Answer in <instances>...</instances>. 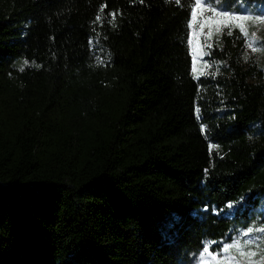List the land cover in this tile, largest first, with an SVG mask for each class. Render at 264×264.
Here are the masks:
<instances>
[{"label": "trees", "instance_id": "trees-1", "mask_svg": "<svg viewBox=\"0 0 264 264\" xmlns=\"http://www.w3.org/2000/svg\"><path fill=\"white\" fill-rule=\"evenodd\" d=\"M193 6L0 0V264H189L262 219L264 79L237 29L193 76Z\"/></svg>", "mask_w": 264, "mask_h": 264}, {"label": "rangeland", "instance_id": "rangeland-1", "mask_svg": "<svg viewBox=\"0 0 264 264\" xmlns=\"http://www.w3.org/2000/svg\"><path fill=\"white\" fill-rule=\"evenodd\" d=\"M201 3L204 11L196 8ZM196 12L198 13L196 19ZM219 13L220 18L213 17ZM241 17L240 20H224V14ZM208 18V19H207ZM195 22V23H194ZM188 49L191 59L193 76L209 74L216 70L218 63L209 57L212 47L211 40L217 44L220 35H229L237 29L242 38V59L240 64L253 71L260 70V77L253 73L250 80L263 82L264 79V4L253 5L238 11H227L209 6L205 0H194V6L189 18ZM258 78V79H257ZM264 110V108L262 109ZM257 209V208H256ZM255 209V210H256ZM262 214L261 220H255L243 228L235 229L228 239L221 240L217 254L195 252L189 258V264H264V195L260 198L258 207ZM255 212V211H254ZM253 212V213H254ZM251 229V231H249ZM239 241L244 247L240 251L235 248L224 252L225 246ZM255 253L249 257L248 253ZM216 257V259H213Z\"/></svg>", "mask_w": 264, "mask_h": 264}, {"label": "snow or ice", "instance_id": "snow-or-ice-1", "mask_svg": "<svg viewBox=\"0 0 264 264\" xmlns=\"http://www.w3.org/2000/svg\"><path fill=\"white\" fill-rule=\"evenodd\" d=\"M217 2H218V0H217ZM196 8H197V9H200L201 14H202L204 11H212L211 8L204 9V8L202 7L201 3L196 4ZM197 15H198V13L196 12V19H197ZM213 18H214V19H216V18H220V17H219V13H216V15H215ZM207 19H208V18H207ZM223 19H224V20H240L241 17L226 13V14H224V16H223ZM194 23H195V22H194ZM26 63H27V61H25V64H26ZM23 70H24V68H23V66H21V71H23ZM250 138H251V137H250ZM249 231H251V229H249ZM242 247H244V246H242V245L240 244L239 241H236V242L233 243V244H229V245L225 246V248H224V252L227 253V252L229 251V249H231V248H235L237 251H240ZM204 253H206V254L208 253V247H207V246L204 248ZM254 255H255V253H252V252H249V253H248V256H249V257L254 256ZM213 259H216V257H213Z\"/></svg>", "mask_w": 264, "mask_h": 264}]
</instances>
